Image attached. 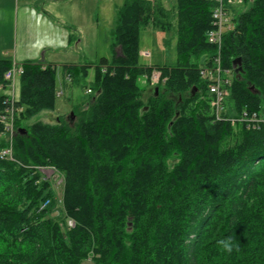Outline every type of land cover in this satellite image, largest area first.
Masks as SVG:
<instances>
[{"label":"trees","instance_id":"obj_1","mask_svg":"<svg viewBox=\"0 0 264 264\" xmlns=\"http://www.w3.org/2000/svg\"><path fill=\"white\" fill-rule=\"evenodd\" d=\"M244 1L222 38L230 86L217 109L200 75L217 55L207 40L216 0L171 11L124 0L110 60L64 63L59 82L57 65L26 60L17 97L4 91L12 60L0 59V151L12 156L0 157V264H264V122L242 121L264 116V0ZM148 24L172 31L173 65L140 64ZM75 85L90 94L74 119L28 123ZM38 166L62 174L61 201ZM228 237L231 253L218 244Z\"/></svg>","mask_w":264,"mask_h":264},{"label":"rangeland","instance_id":"obj_2","mask_svg":"<svg viewBox=\"0 0 264 264\" xmlns=\"http://www.w3.org/2000/svg\"><path fill=\"white\" fill-rule=\"evenodd\" d=\"M123 1L124 0H65L64 2L58 3L52 2L51 0H38L33 7L38 11L42 10L48 12L50 16L53 15L54 18L52 20L54 23L65 26L73 36L68 37L66 32H61V34H59V30L55 27H53V29L47 27L50 37L54 38V40L51 39L50 42L52 46L49 48H42L39 52H36L37 47H35L30 40H36L39 43L40 34H36V32L33 34L30 32V39L28 38L30 42L24 46H20L19 43L16 42V36H18L20 30L19 8L21 2H18L17 9L15 0H4L0 2V59H10L18 66L26 57L36 58L41 61L51 58L53 61L55 60L56 63L74 61L73 63L76 64L97 63L99 59L103 57L110 60L115 51L111 46V31L116 23L117 10L122 5ZM149 1L158 2L168 11H171L176 4V0ZM234 5L235 10L232 12L233 16L246 10L250 6V2L245 3L244 0H238ZM35 25L38 29L46 28L43 23ZM22 35L25 36L24 33ZM23 36H19L20 41L26 39ZM175 42L176 39L171 30L165 32V30H162L154 24L144 26L140 31V64L159 66L173 65L176 61ZM116 52H120V46L116 48ZM59 66L60 65L57 64L58 75L60 73ZM93 73V68H89L88 77L81 83L87 85L93 78ZM16 78L18 77L16 76ZM146 82L143 76L137 78L139 87L144 88V100L148 96L145 90L148 89L149 85ZM70 89L71 88H67L65 91L68 93L66 92L57 98L54 111H42L30 118L28 123L30 124L37 120L52 122L53 119L55 120L56 116L69 113L73 106H79L80 104V106L84 105L90 94L86 92L85 86L75 85L72 86L71 90ZM211 94L213 95V93ZM211 105L216 108L214 100L211 101ZM256 114L257 117L255 118L252 117L254 112L250 114L251 119L248 115L242 114L244 119L242 121L245 123V126L251 122L254 124L256 122H264V116L258 115L257 112ZM215 118H220V116L215 114ZM37 169L40 170L41 174L44 176L51 178L56 197L61 201L63 190L62 174L50 167L38 166ZM52 215L54 217L59 216V211H54ZM85 264L90 263L85 261Z\"/></svg>","mask_w":264,"mask_h":264},{"label":"built area","instance_id":"obj_3","mask_svg":"<svg viewBox=\"0 0 264 264\" xmlns=\"http://www.w3.org/2000/svg\"><path fill=\"white\" fill-rule=\"evenodd\" d=\"M217 4L212 8L211 11V20H212V28L208 30L207 33V40L211 44L216 45V52L217 55L213 57L211 62V66L206 69H202L200 72V75L207 79L210 83L209 91L213 93L214 95V104L217 107L221 104L224 97L228 95V89L230 86V77H229V71L222 67L221 64V56H220V48L222 44V38L223 35L231 30L234 26L233 21V15L230 9L226 7V4H230L231 6H235L234 3L238 0H216ZM226 1V3H225ZM21 72V66L13 65L12 68L7 71L4 75V78L6 80H9L11 84L13 83L16 75H18ZM160 72L156 69H153V71L150 74L149 80L151 81V85H155L160 81ZM86 92L90 93V89L86 88ZM61 92H59L58 95ZM252 117L255 118L253 115ZM250 118V117H249ZM253 118V119H254ZM3 119L2 116H0V120ZM251 119V118H250ZM1 158H8L12 159L11 156V149L10 148H4L0 152ZM69 224H72V222H69Z\"/></svg>","mask_w":264,"mask_h":264},{"label":"crops","instance_id":"obj_4","mask_svg":"<svg viewBox=\"0 0 264 264\" xmlns=\"http://www.w3.org/2000/svg\"><path fill=\"white\" fill-rule=\"evenodd\" d=\"M3 1L4 0H0V2H3ZM51 1L52 2L61 3L62 1L64 2L65 0H51ZM18 2H21L20 3V8H19L20 30H19L18 36H16V42H18L20 46H24L28 42L32 41L34 46L37 47L36 48V52H39V50H41L42 48L51 47L52 44L50 42H51V39L54 40V38L50 37V33L47 31V27L48 28H52V29H53V27H55L57 30H59V34H61V32H66L68 37H72L73 36L70 33L69 29H67L65 26H61V25H58V24L54 23V21L52 20L54 18L53 15H51L52 16V18H51L50 14H48V12H45V11H42V10L38 11L36 8L33 7V5L36 4V2H38V0H15V5H17V9H18ZM42 23L46 26V28L38 29V27H36V25H35V24L39 25V24H42ZM34 28H35L36 31L34 30ZM30 32H32L33 34H34V32H36V34H40V40H39L40 42L39 43L36 40H30L29 41ZM23 33L25 34V36L22 35ZM20 35L23 36L26 39L20 41V39H19ZM26 60H37V59L36 58H32V57L31 58L30 57H26V58H24L22 60V62H24ZM42 62L52 63V64H55V65H57V64L62 65L64 63H73L74 61L73 62L66 61V62H62V63H56L55 60L53 61V59L49 58V59H43ZM12 63H13V65H17L13 61H12ZM19 66H21V64ZM59 79H60V75L57 76V81L58 82H59ZM18 88H19V82H18V78H16V80L14 79L13 83L11 84V86L7 87L4 91L7 94H13V96L17 97ZM71 89H72V87H71ZM0 92H3V91L1 90ZM66 92L67 91H65V93ZM69 114H70V112H69Z\"/></svg>","mask_w":264,"mask_h":264},{"label":"clouds","instance_id":"obj_5","mask_svg":"<svg viewBox=\"0 0 264 264\" xmlns=\"http://www.w3.org/2000/svg\"><path fill=\"white\" fill-rule=\"evenodd\" d=\"M218 244L223 248L224 251L231 253L233 251V243L231 237L218 241Z\"/></svg>","mask_w":264,"mask_h":264},{"label":"water","instance_id":"obj_6","mask_svg":"<svg viewBox=\"0 0 264 264\" xmlns=\"http://www.w3.org/2000/svg\"><path fill=\"white\" fill-rule=\"evenodd\" d=\"M232 64H233V66H235L236 64H238V65H239V64H240V61H239V59H234ZM250 88L252 89L253 87L251 86ZM72 116H73V113H72V112H70V114H69V117H68V118H69V120H72Z\"/></svg>","mask_w":264,"mask_h":264},{"label":"bare ground","instance_id":"obj_7","mask_svg":"<svg viewBox=\"0 0 264 264\" xmlns=\"http://www.w3.org/2000/svg\"><path fill=\"white\" fill-rule=\"evenodd\" d=\"M166 83V82H165Z\"/></svg>","mask_w":264,"mask_h":264}]
</instances>
